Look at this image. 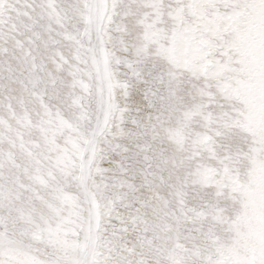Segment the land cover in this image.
<instances>
[{
    "label": "snow or ice",
    "instance_id": "1",
    "mask_svg": "<svg viewBox=\"0 0 264 264\" xmlns=\"http://www.w3.org/2000/svg\"><path fill=\"white\" fill-rule=\"evenodd\" d=\"M0 264H264V0H0Z\"/></svg>",
    "mask_w": 264,
    "mask_h": 264
}]
</instances>
